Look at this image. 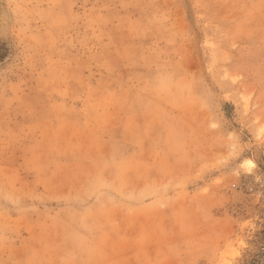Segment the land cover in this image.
Returning a JSON list of instances; mask_svg holds the SVG:
<instances>
[{"label": "rangeland", "instance_id": "obj_1", "mask_svg": "<svg viewBox=\"0 0 264 264\" xmlns=\"http://www.w3.org/2000/svg\"><path fill=\"white\" fill-rule=\"evenodd\" d=\"M264 0H0V264H253Z\"/></svg>", "mask_w": 264, "mask_h": 264}, {"label": "built area", "instance_id": "obj_2", "mask_svg": "<svg viewBox=\"0 0 264 264\" xmlns=\"http://www.w3.org/2000/svg\"><path fill=\"white\" fill-rule=\"evenodd\" d=\"M253 264H264V253L262 254L261 257H257L254 261Z\"/></svg>", "mask_w": 264, "mask_h": 264}]
</instances>
